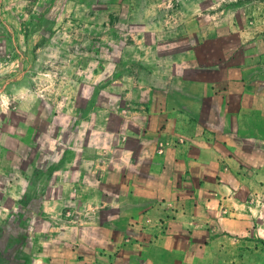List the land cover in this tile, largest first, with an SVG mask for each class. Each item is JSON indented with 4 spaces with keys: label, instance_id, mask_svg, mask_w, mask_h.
I'll use <instances>...</instances> for the list:
<instances>
[{
    "label": "rangeland",
    "instance_id": "obj_1",
    "mask_svg": "<svg viewBox=\"0 0 264 264\" xmlns=\"http://www.w3.org/2000/svg\"><path fill=\"white\" fill-rule=\"evenodd\" d=\"M213 71L264 103V0H0V264H36L50 233L121 224L122 206L156 201L116 182L147 170V153L124 165L149 141L132 135L144 106ZM255 205L264 227V198ZM252 237L243 264H264V231Z\"/></svg>",
    "mask_w": 264,
    "mask_h": 264
},
{
    "label": "crops",
    "instance_id": "obj_2",
    "mask_svg": "<svg viewBox=\"0 0 264 264\" xmlns=\"http://www.w3.org/2000/svg\"><path fill=\"white\" fill-rule=\"evenodd\" d=\"M188 78V84L175 86L172 103L163 96L159 105L144 106L141 127L132 135L138 143L149 141L140 150L134 146L124 165L139 166L135 157L147 153L146 172L125 178L116 172L127 199L155 194L157 200L140 211L122 206L121 224L109 220L69 227L68 236L50 233V252L36 264L246 263L242 246H254L252 236L264 231L254 218L255 201L264 198V128L256 115L264 103L238 76L222 78L213 71ZM63 182L69 184V177ZM81 184L79 196L88 199L89 186ZM67 194L74 199L72 191Z\"/></svg>",
    "mask_w": 264,
    "mask_h": 264
}]
</instances>
